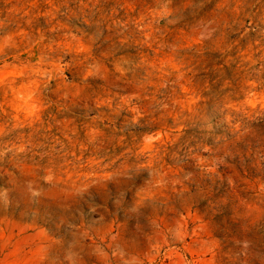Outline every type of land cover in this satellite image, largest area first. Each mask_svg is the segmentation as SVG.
<instances>
[{
	"label": "rangeland",
	"instance_id": "374dc122",
	"mask_svg": "<svg viewBox=\"0 0 264 264\" xmlns=\"http://www.w3.org/2000/svg\"><path fill=\"white\" fill-rule=\"evenodd\" d=\"M0 264H264V0H0Z\"/></svg>",
	"mask_w": 264,
	"mask_h": 264
}]
</instances>
